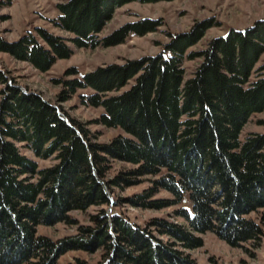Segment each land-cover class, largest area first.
Segmentation results:
<instances>
[{
	"label": "trees",
	"instance_id": "trees-1",
	"mask_svg": "<svg viewBox=\"0 0 264 264\" xmlns=\"http://www.w3.org/2000/svg\"><path fill=\"white\" fill-rule=\"evenodd\" d=\"M134 1L173 0H67L58 4L55 23L74 35L77 47L119 45L162 26L159 19L142 18L99 38L115 10ZM216 24L207 18L171 35L158 54L56 81L63 87L60 102L79 89L92 90L80 95L81 102L103 109L100 124L124 132L107 144L92 141L83 124L0 70V264H58L73 250L102 251V264H196L186 252L203 246L207 232L235 247L260 245L262 225L248 215L263 210L264 219V133L244 140L241 133L253 114L264 111V63L257 67L264 19L188 52ZM0 51L41 71L73 53L63 37L44 28L13 42L0 38ZM197 57L201 62L186 78L185 60ZM78 74L74 67L67 71ZM23 147L56 162L40 168ZM111 159L135 167L107 179ZM145 176L154 177V187L129 203L145 209L179 204L174 216L183 223L155 218L142 226L108 211L114 187ZM159 189L174 199H153ZM92 206L96 212L74 235L53 239L37 231L39 225L73 224L72 211Z\"/></svg>",
	"mask_w": 264,
	"mask_h": 264
},
{
	"label": "rangeland",
	"instance_id": "rangeland-1",
	"mask_svg": "<svg viewBox=\"0 0 264 264\" xmlns=\"http://www.w3.org/2000/svg\"><path fill=\"white\" fill-rule=\"evenodd\" d=\"M67 0H0V38L13 42L21 36L32 32L37 34V28H44L50 33L63 37L73 53L69 58L58 59L48 71H41L29 62L16 59L12 54L0 51V70L8 73L9 77L23 89L40 93L45 99L52 101L67 117L76 119L90 132L91 140L101 144L110 143L116 136L123 134L120 127H107L98 122L102 108H94L81 102L80 95L91 93L92 90L79 89L71 99L60 102L58 95L62 92V84L57 80L82 77L99 66L110 63H124L128 59H138L147 55H155L165 50V46L171 40V35L189 32L198 22L207 18L214 19L217 24L208 29L203 38L188 52H199L207 47L210 40L226 34L231 28L245 29L253 25L257 20L264 19V0H173L156 3H142L134 1L117 8L111 20L105 25L99 34L103 38L120 28L127 22L137 21L142 18H153L162 21V26L155 32L144 36L131 35L125 43L104 47H77L71 38L72 33L58 27L55 20L60 15L58 4ZM42 41L41 38H39ZM201 58L187 59L184 62L186 78L193 75ZM264 63V53L261 55L257 67ZM77 68L78 75H67L71 68ZM0 87H2L0 85ZM251 133H264V111L252 115L245 124L241 133L244 140ZM22 151L37 160L40 168L53 165L56 161L52 158H39L26 148ZM135 165L111 159L110 170L107 179L114 178L121 172L133 169ZM36 180V179H34ZM154 177H139L128 187H114L111 193V205H105L108 211H121L133 222L146 226L155 218H165L183 223L182 218L175 217V211L181 206L172 205L162 209H145L132 206L129 201L136 195L148 191L154 187ZM124 199V203L118 206L114 201ZM155 200L169 199L174 196L164 189H159L152 197ZM97 210L92 206L87 210H75L69 215L74 219L73 224L59 222L54 225H39V234L47 235L53 239H60L74 235L78 232V226L87 225L90 216ZM248 217L256 219L264 231L263 210L253 212ZM203 246L189 250L188 253L196 264H264V234L259 246L250 242L243 246H231L220 239L215 233L207 232L201 235ZM165 241H174L163 236ZM179 249H183L179 246ZM184 251V250H181ZM77 259L88 264H102V251L88 253L85 251H69L62 255L58 264L74 263Z\"/></svg>",
	"mask_w": 264,
	"mask_h": 264
}]
</instances>
